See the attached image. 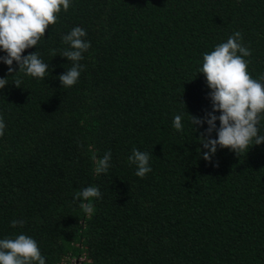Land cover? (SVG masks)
<instances>
[{
  "label": "trees",
  "instance_id": "obj_1",
  "mask_svg": "<svg viewBox=\"0 0 264 264\" xmlns=\"http://www.w3.org/2000/svg\"><path fill=\"white\" fill-rule=\"evenodd\" d=\"M74 27L91 46L76 84L62 87L72 66L62 37ZM237 31L259 79L264 0H71L23 53L48 63L44 80L8 76L0 63V239L33 238L45 264H264V143L218 148L206 162L207 125L193 132L187 115L211 111L197 69ZM258 127L264 134V119ZM133 149L150 155L144 178L129 163ZM105 152L110 167L97 175L92 156ZM87 186L101 192L91 215L73 200Z\"/></svg>",
  "mask_w": 264,
  "mask_h": 264
},
{
  "label": "clouds",
  "instance_id": "obj_2",
  "mask_svg": "<svg viewBox=\"0 0 264 264\" xmlns=\"http://www.w3.org/2000/svg\"><path fill=\"white\" fill-rule=\"evenodd\" d=\"M70 6L71 0H0V52L6 54L0 56V63L7 66L8 76L23 72L26 76L44 80L49 73L48 63L40 58L37 51L28 55L23 53L37 47L49 26L57 22L61 10L67 11ZM86 35L81 27H74L62 37L68 47L60 57L72 62V66L58 77L62 87H72L78 81L82 70L79 62L91 46L85 39ZM241 39L242 33L237 31L226 42L205 52L197 69V74L204 76L210 90L207 98L211 102V111L203 118L187 115L193 132L199 126L207 125L198 138L205 150L201 158L206 162H211L218 148H227L238 154L264 143V134L258 127L264 119V74L259 79L249 74V62L245 57H250L252 53L241 43ZM52 55L56 57L55 52ZM14 62L18 70L13 68ZM7 84L8 78H0V89ZM20 84L19 79L14 82L17 88H20ZM217 112L219 116L215 115ZM182 119L179 114L173 119V127L177 131L184 127ZM4 129L5 122L0 116V137L4 135ZM213 132L215 139L211 138ZM92 159L95 162L94 173H106L110 167L111 153L105 152L100 159L94 153ZM149 160V153L133 149L129 163L136 166L137 177L144 178L151 171ZM100 197L98 187L87 186L78 190L73 200L81 201L79 208L91 215L94 207L90 201ZM23 223L22 220H13L10 226L22 227ZM0 264H45V258L33 238L18 234L13 238L0 239Z\"/></svg>",
  "mask_w": 264,
  "mask_h": 264
},
{
  "label": "rangeland",
  "instance_id": "obj_3",
  "mask_svg": "<svg viewBox=\"0 0 264 264\" xmlns=\"http://www.w3.org/2000/svg\"><path fill=\"white\" fill-rule=\"evenodd\" d=\"M71 264H76V261H73Z\"/></svg>",
  "mask_w": 264,
  "mask_h": 264
}]
</instances>
